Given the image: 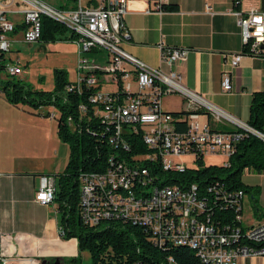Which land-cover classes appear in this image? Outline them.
<instances>
[{"label":"built area","instance_id":"2783aa9c","mask_svg":"<svg viewBox=\"0 0 264 264\" xmlns=\"http://www.w3.org/2000/svg\"><path fill=\"white\" fill-rule=\"evenodd\" d=\"M94 1L95 7L85 6V0H77L74 9L60 10L42 0H0V97L2 87L22 74L21 68L11 60L10 45L38 42L41 17L61 25L71 36L76 55L75 80L69 82L65 91L77 97L83 89L92 91L86 98L94 116L116 125L111 143L125 135H139V141L148 151L144 156L131 157L126 169L116 165L102 173L79 177L83 220L94 225L106 218H128L145 226L160 242L164 239L173 243L193 242L194 251L203 264H238L248 258H264V220L244 228L240 234L218 236L209 226L195 221L203 202L197 198L194 186L187 189L155 187L150 182V168L139 166L142 162L150 166L157 163L162 172L181 173L186 166L179 159L185 156L192 159L195 156L222 157L225 160L222 165L226 166L242 132L262 141L264 135L182 85L180 75L171 68L184 60L188 50L167 48L162 43L157 45L160 61L168 68L167 72L148 67L125 52L121 44L129 40V35L123 26V1ZM206 10H209L207 6ZM233 15L240 30L241 50L229 56L231 68L237 67L242 57H264V10H234ZM16 35H20V41L15 39ZM105 87L107 90L102 91ZM220 87L223 93L230 91L229 77L225 73L221 76ZM169 95H178L185 103L187 130L183 133L174 131L175 119L160 109V99ZM85 111L84 103L79 102L77 112L84 114ZM199 111L208 120L201 126L196 122ZM50 118H54L52 114ZM208 123L226 126L231 132L212 130ZM114 186H121V193H114ZM53 192L52 177H43L34 201L49 204L53 201ZM236 198L241 211V192H237ZM228 241H231L230 246ZM246 243L263 245L254 248ZM13 262L0 255V264Z\"/></svg>","mask_w":264,"mask_h":264},{"label":"crops","instance_id":"0c3cea01","mask_svg":"<svg viewBox=\"0 0 264 264\" xmlns=\"http://www.w3.org/2000/svg\"><path fill=\"white\" fill-rule=\"evenodd\" d=\"M122 1L124 31L129 35V40L121 44L125 52L148 67L167 72L157 45L188 50L184 60L171 68L180 75L182 85L247 124L252 94L264 92V57L245 56L237 67L229 66V56L241 50L240 30L233 12L249 8L264 10L263 0H239L237 7L233 5L234 0ZM162 7H174V10L164 11ZM224 73L229 77L227 93L220 87ZM163 98L159 101L161 110L181 111L162 103ZM3 102L5 109H0V255L16 262L11 264H20L18 260L76 264L77 258H88L84 255L87 253H78L74 239L59 237L56 204L52 201L41 205L34 201L41 179L52 177L54 182L67 162L66 145L58 140L55 120L50 118L55 113H45L48 108H42L44 112L41 108L35 112L20 110L19 105ZM179 105L186 111L181 98ZM206 121L205 114H198V125ZM213 126L218 131L230 130L220 124ZM260 185L255 179L251 184L258 190L255 206L259 212L256 217L253 214L251 222L241 221L243 228L262 221L264 194L259 198ZM242 207L243 201L241 210ZM238 264H264V258H248Z\"/></svg>","mask_w":264,"mask_h":264},{"label":"trees","instance_id":"16d2710c","mask_svg":"<svg viewBox=\"0 0 264 264\" xmlns=\"http://www.w3.org/2000/svg\"><path fill=\"white\" fill-rule=\"evenodd\" d=\"M76 1L64 0L57 9H74ZM238 4L239 0H234V7ZM85 6L95 7L96 3L94 0H85ZM162 10L172 11L174 7H162ZM40 24L39 41L42 42H51L56 36L62 37L67 32L61 25L44 17L40 18ZM70 39L69 35L64 38L68 41ZM9 83L2 87L7 103L13 106L26 104L34 111L52 108L55 113L56 136L66 145L67 162L62 173L55 176L53 192L59 237L62 240L74 239L78 253H87L89 264H203L186 242L173 243L170 240L164 241V238L160 242L145 226L128 218H106L94 225L83 220L78 193L79 177L102 173L106 169H114L116 165L126 169L125 166L131 163V157L148 153L139 141V135H125L111 143L116 125L102 122L94 116L92 105L86 98L92 91L85 92L83 89L78 97L67 93L65 90L70 83L62 70H54L53 88L49 92H34L14 83L10 84L8 91ZM79 102H83L86 107L84 114L77 112ZM187 113V110L170 113L175 119L174 131L183 133L187 130ZM208 124L212 130H216L212 123ZM247 125L264 135V92L252 94ZM193 161L200 165L202 157L195 156ZM227 163L220 167H186L181 173L162 172L157 163L150 166L142 162L139 166L150 168V182L155 187L177 186L187 189L194 186L197 198L203 202V208L195 216V221L209 226L216 235L226 237L230 233L240 234L244 230L239 220L241 211L238 209L237 192L243 196L248 195L252 204L257 201V188L242 184L240 177L243 172L264 174V141L242 132L233 145ZM254 212L259 211L254 208ZM260 244L263 245L246 243L254 248L260 247ZM227 245L230 246L231 241Z\"/></svg>","mask_w":264,"mask_h":264},{"label":"rangeland","instance_id":"374dc122","mask_svg":"<svg viewBox=\"0 0 264 264\" xmlns=\"http://www.w3.org/2000/svg\"><path fill=\"white\" fill-rule=\"evenodd\" d=\"M42 1L54 8H57L58 5L64 2V0ZM67 36L68 33L66 32L62 37L59 35L56 36V38L51 42L38 41L31 44L12 43L10 45V57L12 62L17 63V65L21 68L22 75L19 79H13L9 81L10 83L7 87V90L10 91V84L14 83L22 87L28 88L34 92H49L53 88L54 70L64 71L66 74V80L69 82L74 81L76 58L73 44L68 40H64V38ZM15 39L20 41V35H16ZM103 90H107V88L105 87ZM5 100V96L4 94H2V96L0 97V109H5L4 104H2ZM161 101L162 103H165L166 105L171 106L174 109L177 108L176 110L178 111L180 109L181 111L184 110V107L179 105L180 97L178 95L164 97ZM19 109L35 112L26 104H20ZM40 111L44 112L42 108L40 109ZM49 112L54 113L52 108H48L45 113ZM30 116L32 115L30 114ZM47 123L51 124L52 126H55L53 122ZM179 161L183 163V165H185L186 167L194 169L203 168L207 166L220 167L225 162L222 157L217 156H203L200 165L197 162H194L191 156L182 157L181 159H179ZM254 179L258 180L261 184L259 188L260 198L261 194L262 196L264 194V176H252L251 173L245 174L243 172L240 177L241 183L247 186H251ZM242 201L243 207L241 210L240 221L246 222L247 220V222H251L252 220H254L253 214L255 217L257 216V214L253 210L254 208H256L257 204L256 206L255 204H252V202L246 195L243 196ZM259 209H262V207H260ZM261 220H264V215L261 217ZM254 224H256V222ZM76 264H89V259L85 258L84 256L82 258L79 257L77 259Z\"/></svg>","mask_w":264,"mask_h":264},{"label":"bare ground","instance_id":"6f19581e","mask_svg":"<svg viewBox=\"0 0 264 264\" xmlns=\"http://www.w3.org/2000/svg\"><path fill=\"white\" fill-rule=\"evenodd\" d=\"M114 193H121V186H114ZM179 242H183V241H179ZM179 242H175V243H179ZM186 242V244H188V246L194 250V244L193 242H189V241H184Z\"/></svg>","mask_w":264,"mask_h":264},{"label":"water","instance_id":"95a60500","mask_svg":"<svg viewBox=\"0 0 264 264\" xmlns=\"http://www.w3.org/2000/svg\"><path fill=\"white\" fill-rule=\"evenodd\" d=\"M40 264H45V263H40ZM51 264H59L57 261H53Z\"/></svg>","mask_w":264,"mask_h":264}]
</instances>
